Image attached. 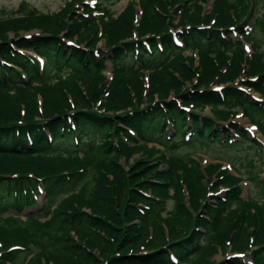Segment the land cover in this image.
Here are the masks:
<instances>
[{
	"label": "trees",
	"instance_id": "trees-1",
	"mask_svg": "<svg viewBox=\"0 0 264 264\" xmlns=\"http://www.w3.org/2000/svg\"><path fill=\"white\" fill-rule=\"evenodd\" d=\"M83 1L43 13L22 0L0 18V264H218L213 256L229 250L264 264V197L240 198L239 179L223 171L212 189L223 185L226 197L205 202L204 179L215 168L203 172L189 153L170 154L196 142L230 147L235 137L216 121L233 109L255 122L253 113L264 114L234 86L239 79L264 93V49L257 47L264 46V10L254 14L264 0H213L210 9L209 0H131L115 15L100 0L99 18L87 6V17L77 13ZM251 19L247 35L242 26ZM177 26L182 48L170 32ZM232 29L253 41L249 58ZM257 31L263 43L254 41ZM28 51L44 58L42 68ZM105 56L114 65L108 86ZM213 84L225 87L218 92ZM171 93L187 106L209 107L212 117L187 114L168 101ZM102 101L113 111L106 114ZM189 122L194 135L185 142ZM150 142L163 151L147 148ZM140 149L143 160L129 164ZM156 153L166 171L146 159ZM25 209L31 212L22 217ZM219 264L246 263L233 257Z\"/></svg>",
	"mask_w": 264,
	"mask_h": 264
},
{
	"label": "rangeland",
	"instance_id": "rangeland-1",
	"mask_svg": "<svg viewBox=\"0 0 264 264\" xmlns=\"http://www.w3.org/2000/svg\"><path fill=\"white\" fill-rule=\"evenodd\" d=\"M22 0H0V18L5 17L6 15H9L13 10H15L18 6V4ZM26 3L29 6L35 7L39 12L47 13V12H57L63 5L65 0H25ZM86 1V6H90L91 9H95V5L97 3H93V0H84ZM131 0H109L108 2L103 3V7L108 8L112 14L119 13ZM102 2L99 0V3ZM213 3V0H209L205 2L204 6L206 9L210 8V5ZM98 6V5H97ZM255 15H259L264 10V4L262 2H256L255 6ZM98 11V13H94L95 18H99L100 16H104V12L101 10L95 9ZM176 22V20L174 21ZM180 29V26L176 27V30ZM34 32V31H33ZM251 34V33H250ZM254 35V41L257 42L262 41L263 36L260 34L259 31L253 33ZM11 38L12 33H10ZM239 41L242 39L241 37H237ZM248 38H245L243 40V46L245 51V57L249 54L251 51L250 45L248 43ZM251 43L253 44V41L250 39ZM249 41V42H250ZM260 43H263L260 42ZM84 46V45H83ZM97 47L102 48L103 47V41H99L97 44ZM259 48L264 46H257ZM190 49H186L184 51L185 55L190 54ZM195 51V50H194ZM127 61L130 60L129 58L126 59ZM242 78V79H241ZM241 80H245V77H241ZM234 86L240 87L245 94H247L253 101L259 102L264 107V93H261L260 91L255 90L254 88L250 87L247 84H243L239 81L236 82ZM216 88V86H214ZM189 87V84H185V89ZM213 88V87H212ZM264 92V88H263ZM168 101H175L177 104L180 105L182 102V99L179 97H176L173 93L170 94L168 97ZM105 101H102V110L109 114L110 111L107 109L105 105ZM101 106V105H100ZM97 105V107H100ZM182 108V107H181ZM220 109H225V106H220ZM234 114L231 115L226 122H222V127H224L226 130H228L230 133L233 131V125L236 124L239 128L246 131L247 136L249 138L248 141L240 140L238 142H234V144L230 147H222L218 144H210L209 146H201L199 144H194V148L184 146L179 149H176L174 151H170V154L173 155H184L189 153V155L196 160L199 164L203 172L207 170L208 166L212 169H214L213 177L211 179L212 185H216L218 183V177L220 174H222V171H225V173L230 174L232 176H235L239 179V186L242 187V194L241 198H248L253 197L255 199H262L264 197V191L262 190V187H264V114H258L253 113V116L255 117L254 120L258 121H250L248 117L243 115L242 111H236V109H233ZM194 112L200 113L206 116H211L212 113L210 111V108H204L203 110L195 109ZM234 133V132H233ZM156 148L159 151H162L163 148L161 145L158 144H147V148ZM142 149L137 150L136 153H134L131 158L129 159V164H133L135 161H141L144 158V155L141 154ZM165 157L168 158V154H165ZM147 160H151L150 165H154L153 168H158V170L161 172L166 171L168 169V163L163 162L161 156L156 153L154 154L153 158L152 156H149L146 158ZM145 159V160H146ZM122 165H126V160L124 158L120 159ZM206 180L204 181L207 183H210V179L208 178V175L205 176ZM86 179V175L83 176V178L78 182L77 187L84 182ZM220 186V184H218ZM227 191L225 188L220 187L219 196L224 198L226 197ZM61 196L59 195L58 199ZM216 198L212 197L207 199V202L211 203L215 201ZM170 202L167 204V208L170 207ZM233 207V205L231 206ZM27 212H31V210L25 209L23 210L22 217H25ZM1 251V250H0ZM229 252V251H228ZM229 252L228 254H230ZM1 255V252H0ZM213 261L216 263H221L224 261L222 258V255L220 253L216 254L212 258ZM181 264V263H180Z\"/></svg>",
	"mask_w": 264,
	"mask_h": 264
}]
</instances>
